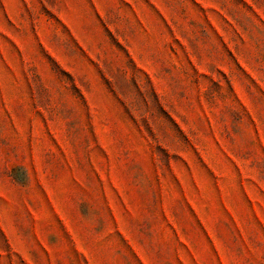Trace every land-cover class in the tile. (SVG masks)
Masks as SVG:
<instances>
[{
    "label": "rangeland",
    "instance_id": "1",
    "mask_svg": "<svg viewBox=\"0 0 264 264\" xmlns=\"http://www.w3.org/2000/svg\"><path fill=\"white\" fill-rule=\"evenodd\" d=\"M0 264H264V0H0Z\"/></svg>",
    "mask_w": 264,
    "mask_h": 264
}]
</instances>
